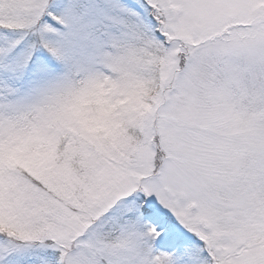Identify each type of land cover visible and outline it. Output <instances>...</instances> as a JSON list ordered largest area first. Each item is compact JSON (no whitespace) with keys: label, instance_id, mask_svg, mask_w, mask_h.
<instances>
[{"label":"snow or ice","instance_id":"6c2138e0","mask_svg":"<svg viewBox=\"0 0 264 264\" xmlns=\"http://www.w3.org/2000/svg\"><path fill=\"white\" fill-rule=\"evenodd\" d=\"M0 264H264V0H0Z\"/></svg>","mask_w":264,"mask_h":264}]
</instances>
